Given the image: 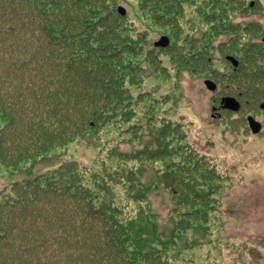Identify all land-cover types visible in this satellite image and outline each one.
<instances>
[{"label": "trees", "instance_id": "trees-1", "mask_svg": "<svg viewBox=\"0 0 264 264\" xmlns=\"http://www.w3.org/2000/svg\"><path fill=\"white\" fill-rule=\"evenodd\" d=\"M72 3L87 15L69 28L60 19L78 15ZM192 6L204 34L184 37L189 54L174 56L175 68L233 55L240 68L216 78L228 76L244 101L264 99V42L250 38L259 22L243 18L240 0ZM114 11L110 0H0V264H198L196 250L213 241L229 179L187 143L183 123L148 109L132 118L146 73L139 57L152 46ZM24 94L28 110L11 109ZM108 126L134 148L95 145ZM63 129L109 152L91 165L67 159L52 138ZM154 195L169 202L161 219Z\"/></svg>", "mask_w": 264, "mask_h": 264}, {"label": "rangeland", "instance_id": "rangeland-1", "mask_svg": "<svg viewBox=\"0 0 264 264\" xmlns=\"http://www.w3.org/2000/svg\"><path fill=\"white\" fill-rule=\"evenodd\" d=\"M240 1L245 5L243 18L250 22H259L262 27L260 30L253 28L250 38L263 41L264 0ZM174 2L144 0V6L140 8L139 0H110V3L115 6V14L125 18L134 32L148 34V41L145 44L152 46L148 49L144 45L143 53L139 57L140 64L146 73L142 87L134 89V94H141V97H137L136 105L130 108L131 116L132 118L141 117L148 109L151 114H158L160 117L165 115L162 118L183 123L186 127L187 143L207 156L213 164H217L220 172L229 179L226 184V197L221 207L223 216L215 227L212 243L196 250L197 263L264 264V111L261 110L264 99L262 97L258 100L244 101L237 91V94L234 93L233 87H229L230 91L223 90L224 95L236 97L241 103L243 113L228 114L224 111L220 114L218 110L220 97L210 92L204 81L208 78L216 79V77L225 79L223 75L231 70L226 69L225 66L232 67L230 62L225 61V57L219 61L222 55L217 53L214 65H205L204 70L200 67L197 69L195 66L191 69L187 64L185 69L180 71L175 68L174 56L178 58V64H180L186 58V54H189L187 50L189 47L183 41L184 37L194 35L200 38L204 32L199 30V8L192 6L200 5L202 0L194 1L193 4L191 1L186 4L185 0L184 6L179 5L175 8L172 7ZM251 4L254 6L251 7ZM70 9L72 12H78V15L70 13L61 17L60 22L69 28L78 27L77 21L86 19L87 10L79 3L70 4ZM173 9H175V16L180 20L168 23L173 18L171 15ZM74 16H77V19H73ZM191 23H194L199 33L191 31ZM171 26H174L176 31L172 32ZM162 36L170 38V49L154 47L156 42H164L161 39ZM190 58H188L189 61ZM221 63L224 64L221 65ZM216 68L221 70L218 71ZM229 79L227 76L225 81L229 82ZM237 89L240 91L239 88ZM144 96L156 98L158 103L154 101L155 105L152 108V103H149ZM26 98L24 94L21 101L13 103L10 108L22 107L24 111L28 110L27 101H23ZM37 99L41 98L38 96ZM40 102L45 101L40 100ZM248 115L256 116L262 123L263 128L260 134L254 135L245 126L243 117ZM32 122L38 124L41 120ZM43 123L46 124L48 121ZM1 126H4V122H1ZM63 130V136L62 132L58 131L53 135L52 130L53 140L54 137L56 138L54 143L67 145V159L78 160L87 165L93 164L106 155L108 150L104 149L105 147L95 146L102 142L104 144L120 142L123 151H131L134 148V145L130 146L129 140L119 136V127L104 129L95 145H90L91 141L80 140V138L71 141L69 140L72 138L71 135L67 134L66 129ZM2 189L0 188V191ZM151 203L160 219L168 214L169 202L166 197L164 199L163 196L154 195Z\"/></svg>", "mask_w": 264, "mask_h": 264}, {"label": "flooded vegetation", "instance_id": "flooded-vegetation-1", "mask_svg": "<svg viewBox=\"0 0 264 264\" xmlns=\"http://www.w3.org/2000/svg\"><path fill=\"white\" fill-rule=\"evenodd\" d=\"M211 91H212V93H215V94L218 93V96L220 97V101H219L220 107H218L220 114H223L222 112H224V111H226L228 114H240V113H237V111H233V110L229 109L230 107H228L226 105V102L224 101V91H223V89H220V86L218 84L216 85V88L213 87V90H211ZM215 104H217L216 101H215ZM229 106H231V105H229ZM215 111H216V108H215ZM250 114H252V113H250ZM214 117H215V115H214Z\"/></svg>", "mask_w": 264, "mask_h": 264}, {"label": "water", "instance_id": "water-1", "mask_svg": "<svg viewBox=\"0 0 264 264\" xmlns=\"http://www.w3.org/2000/svg\"><path fill=\"white\" fill-rule=\"evenodd\" d=\"M207 84L209 85V84H211V83L208 82ZM229 102H231L232 104H234V106H235L236 108H238V105H237V103L235 102L234 99H229ZM249 121H250V125H251V127H252L254 133H258V132H260V130H261V125H260L259 123H257L252 117L249 118Z\"/></svg>", "mask_w": 264, "mask_h": 264}]
</instances>
